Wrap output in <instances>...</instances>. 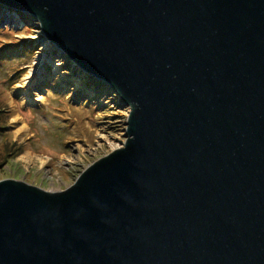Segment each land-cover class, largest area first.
Wrapping results in <instances>:
<instances>
[{
    "label": "water",
    "instance_id": "obj_1",
    "mask_svg": "<svg viewBox=\"0 0 264 264\" xmlns=\"http://www.w3.org/2000/svg\"><path fill=\"white\" fill-rule=\"evenodd\" d=\"M131 106L51 193L0 180V264H264V0H0Z\"/></svg>",
    "mask_w": 264,
    "mask_h": 264
},
{
    "label": "rangeland",
    "instance_id": "obj_2",
    "mask_svg": "<svg viewBox=\"0 0 264 264\" xmlns=\"http://www.w3.org/2000/svg\"><path fill=\"white\" fill-rule=\"evenodd\" d=\"M11 10L0 5V180L65 191L123 148L131 106L52 45L36 16Z\"/></svg>",
    "mask_w": 264,
    "mask_h": 264
},
{
    "label": "bare ground",
    "instance_id": "obj_3",
    "mask_svg": "<svg viewBox=\"0 0 264 264\" xmlns=\"http://www.w3.org/2000/svg\"><path fill=\"white\" fill-rule=\"evenodd\" d=\"M31 79V75H27L26 77H25V81H24V84H27L28 82H29V80ZM28 157L26 158V161L28 162ZM48 192H51V193H57V192H54V191H48Z\"/></svg>",
    "mask_w": 264,
    "mask_h": 264
}]
</instances>
